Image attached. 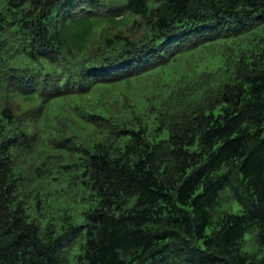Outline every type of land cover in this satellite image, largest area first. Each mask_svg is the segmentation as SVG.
<instances>
[{"label": "trees", "instance_id": "trees-1", "mask_svg": "<svg viewBox=\"0 0 264 264\" xmlns=\"http://www.w3.org/2000/svg\"><path fill=\"white\" fill-rule=\"evenodd\" d=\"M176 262L264 264V0H0V264Z\"/></svg>", "mask_w": 264, "mask_h": 264}, {"label": "rangeland", "instance_id": "rangeland-1", "mask_svg": "<svg viewBox=\"0 0 264 264\" xmlns=\"http://www.w3.org/2000/svg\"><path fill=\"white\" fill-rule=\"evenodd\" d=\"M224 195H222V199L225 200V202L223 203V207L227 208L233 212H238L241 208V205L239 204V202L233 198V197H227L225 198V193H223ZM246 237H249V234L246 235ZM249 248L248 246H245V249ZM174 264H184L183 262H176Z\"/></svg>", "mask_w": 264, "mask_h": 264}]
</instances>
